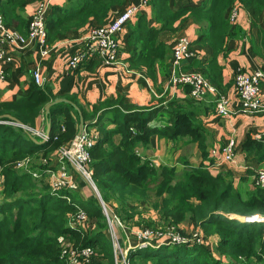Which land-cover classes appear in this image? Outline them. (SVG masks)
Returning a JSON list of instances; mask_svg holds the SVG:
<instances>
[{
    "label": "trees",
    "instance_id": "obj_1",
    "mask_svg": "<svg viewBox=\"0 0 264 264\" xmlns=\"http://www.w3.org/2000/svg\"><path fill=\"white\" fill-rule=\"evenodd\" d=\"M33 1L0 0L6 25L27 35L32 17L26 13V7ZM122 2L74 0L68 8L51 5L46 20L47 43L54 42L60 33L81 29L91 20L102 25L111 8ZM149 2L161 26H150L146 14L138 15V22L129 28L130 66L145 68L152 78L156 76L159 63L169 68L170 46L159 39L160 33L178 32L181 26L177 22L188 15L199 26L197 42L209 43L213 49V56L207 62L195 61L190 68L203 67V75L221 89L222 65L218 57L227 55L228 41L235 35L231 30L232 9L242 7L254 25L258 24L264 10V0H202L201 4L183 6L176 11L171 9L169 0ZM186 89L190 93V86ZM55 98L51 84L33 82L12 100L0 102V165L4 176L0 185V264H67L61 252L63 246L69 244L93 248L87 264H115L110 225L98 200L93 198L82 207L76 204L70 188L54 193L45 171L48 165L43 160L50 162L52 152L69 145L78 132L79 122L78 117L73 116L74 110L64 103L51 107L49 139L41 144L34 142L26 128L6 117L14 116L26 126L35 127L45 105ZM196 104L200 101L192 96L172 100L170 109L165 111L169 118L162 126L152 127L150 122L159 110L164 111V106L145 110L125 105L126 111L117 110L110 118L108 123H116L110 130L105 120L97 121L102 136L91 148L93 180L104 201H116L114 210L123 223L142 217L138 208H129V199L136 198L151 203L158 212V223L146 219L152 227L188 222L205 238L216 237L218 256L206 241L154 243L131 248L132 264H264V223L248 225L226 215L264 214V188L256 186L251 190L248 187L242 191L228 176L211 173L206 163L209 156L207 131L197 118ZM83 114L86 116L84 109ZM115 132L122 135L119 143L113 138ZM154 132L167 139L189 137L199 142L203 159L196 165L187 159L179 161L182 169L170 164L156 166L143 159L136 146L139 142L149 144ZM262 147L263 142L250 137L244 149L257 152ZM40 151V177L32 174V163L31 171L14 166L17 160ZM80 209L86 210L93 220L92 227L86 229L72 222L73 215Z\"/></svg>",
    "mask_w": 264,
    "mask_h": 264
},
{
    "label": "crops",
    "instance_id": "obj_2",
    "mask_svg": "<svg viewBox=\"0 0 264 264\" xmlns=\"http://www.w3.org/2000/svg\"><path fill=\"white\" fill-rule=\"evenodd\" d=\"M39 1L41 0H35L27 5L26 13L29 16H33ZM73 1L50 0V7L51 5H58L68 8L73 4ZM201 2L202 0H169L171 9L175 11L183 6L201 4ZM140 3L141 0H123L121 4L111 8L110 15L103 24L110 23L128 7ZM237 8L238 14L231 26L235 35L228 41L227 55L221 54L218 57V63L222 65L223 79L221 86L223 89H220L227 96L228 106L232 113L229 116L219 115L216 110V97L214 95H208L205 99L199 100L200 104H196V113L197 118L203 123L207 131L206 143L209 156L206 163L209 164L211 173L214 176H228L237 188L243 186L252 190L258 186L255 183L256 172L264 168V147L257 152H248L244 147L250 137L264 143V113L243 112L234 88V77L239 70L244 72L264 70V10L260 15L258 24L254 25L247 11L239 5ZM140 13L146 14L148 25L161 26L154 16L151 3L148 1L118 35L122 51L118 61L112 64L90 60L74 69L69 65L71 57L86 46L89 30L97 25L94 20L79 30H70L58 34L54 42L48 43L46 54L42 53V47L34 39H29L27 44L21 48H9L14 61L6 65L0 63V70L4 71V74L0 75V102L12 100L16 95L26 91L33 82L37 83L34 72L39 70L41 82L37 84H51L56 98L76 101L75 103L81 110H85L86 116L84 115V117L89 129L96 130L98 133L96 142L102 136V130L98 128L96 122L105 120L108 123L110 118H113L114 114L117 113V110L126 111L124 110L125 105H133L137 109L145 110L164 106V111L159 110L157 116L150 122L152 127L164 125L169 118L165 111L170 109V102L174 99L191 98V93L188 92L186 86L172 83L174 74L189 71V69L203 73V67H190L195 61L207 62L213 56V49L209 43L197 42L199 26L191 16L187 15L182 21L177 22L181 26L178 32L163 31L160 33L159 39L170 46V54L167 59L170 67L167 68L165 64L160 65L159 63L156 66V76L152 78L145 68H132L129 61L131 49L128 43L129 28L138 22ZM181 35L190 39L194 56L180 66H175L172 61L173 47ZM260 94L264 97V82L261 85ZM111 100H114L115 103L107 104ZM73 116L78 117L75 110ZM115 127L116 123L110 122L106 128L110 130ZM32 128L49 134L45 108L44 113L37 118L35 127ZM113 135L116 143H119L122 135L119 132H115ZM33 136L37 139V142H34L38 144L44 142L40 136ZM230 139H234L236 142L234 162L223 161L221 154L210 155L213 148L226 145ZM59 149L52 152V160L47 162L48 167L45 168L46 173L49 169L57 170L56 168L59 167ZM136 150L143 159L152 161L156 166L170 164L176 165L178 169L183 168L179 162L181 158L189 160L193 165L198 164L203 159L199 142H194L189 137L177 140L167 139L160 137L156 132L151 134L149 144L139 142ZM41 154L42 151L33 156L30 155L32 161L39 160ZM67 168L72 173L74 181L70 190L75 197L76 204L83 207L84 204L96 198L95 191L74 165L67 163ZM111 200L108 203L104 202L114 214L118 215L114 210L117 203H112ZM128 203L129 208H138L144 219H152L155 223L159 222V214L151 203L141 202L139 199H136L135 202L128 201ZM236 216L241 217V215ZM135 219L138 217L136 216ZM129 222L132 223V220ZM184 224L187 233L194 230L192 223L184 222ZM118 234L121 246L127 245L131 248L137 246L128 227L122 229L121 232L119 230Z\"/></svg>",
    "mask_w": 264,
    "mask_h": 264
},
{
    "label": "built area",
    "instance_id": "obj_3",
    "mask_svg": "<svg viewBox=\"0 0 264 264\" xmlns=\"http://www.w3.org/2000/svg\"><path fill=\"white\" fill-rule=\"evenodd\" d=\"M149 0H141L139 5H132L125 11L119 14L114 20L108 24L93 26L87 35L86 46L75 53L70 61L71 68H77L90 60H98L102 63L112 64L118 61L122 51L121 41L118 35L123 31L127 23L136 16L140 8L147 4ZM198 1V0H194ZM50 11V0H41L37 6L35 13L32 16V20L29 25V31L27 35L21 34L13 27H9L5 23L4 15L0 9V63L6 65L14 61L9 48H21L27 44L29 39L37 40L42 47V53L48 52L47 43V28L46 20ZM238 14V8H233L231 11V20H235ZM194 56L190 39L181 35L178 37L173 47V64L180 66L185 60H189ZM175 72V71H174ZM4 71L0 70V75H3ZM34 77L37 83L40 84L41 74L39 70L34 72ZM264 82V70H256L253 72H244L239 70L234 77V88L238 95L241 108L245 113H264V97L261 96V85ZM174 85L190 86L191 96L197 100H203L208 95H214L216 97V110L221 116H229L232 110L228 106V100L225 93L212 81L206 78L202 72L197 70H189L174 74L172 78ZM27 129L38 135L44 141L49 139V134L44 131L37 130L32 127L26 126ZM98 138L96 130L86 128L83 134L79 137H74L70 145H63L59 149V167L55 169H49L48 178L51 183L52 191L54 193L63 189H69L73 186V175L67 168V163H71L76 167V170L90 183L95 184L93 180V169L90 166L92 161L91 148L95 145ZM75 141V146L72 147V143ZM211 156L218 154L222 155V160L225 162H234L236 158V142L234 139H230L228 143L220 148H213L210 152ZM47 164V159L43 160ZM32 158L30 155L17 160L14 166L19 169L30 170ZM3 168L0 165V185L4 181L2 174ZM32 174L35 177H40L42 174L37 171H33ZM255 183L264 188V168L259 169L255 175ZM71 202V198L67 197ZM260 213H254L244 218L247 223L263 222L264 219L259 216ZM106 215V214H105ZM114 218L111 219L106 215L109 225L110 233L114 238L115 243V264H132L129 259V250L131 246H125L123 251L120 244L118 230L116 227L122 229L125 228L121 218L114 214ZM72 222L77 225H81L88 229L92 226V222L86 210L80 209L72 218ZM131 237L136 241V247H147V245H153L154 243L164 244H186L190 242L213 243V238H205L200 230H193L189 233L182 232L175 225H165L156 227H139L131 230ZM117 246V247H116ZM119 247V249H118ZM119 252H118V250ZM62 257L66 260L67 264H87L91 261L93 255L92 247L78 248L72 244L64 245Z\"/></svg>",
    "mask_w": 264,
    "mask_h": 264
},
{
    "label": "water",
    "instance_id": "obj_4",
    "mask_svg": "<svg viewBox=\"0 0 264 264\" xmlns=\"http://www.w3.org/2000/svg\"><path fill=\"white\" fill-rule=\"evenodd\" d=\"M60 103H64V104H67L69 105L72 109H74L78 115V122H79V125H78V132L76 134V137H79L83 134V132L85 131L86 128H88V123L87 121L85 120V117H84V114H83V111L81 110V108L75 103L73 102L72 100L70 99H67V98H55L54 100L50 101L49 103H47L45 105V116L47 118V121H48V132L50 131V127H51V120H50V116H51V107L56 105V104H60ZM7 118H9L11 120V122L17 124V125H21L23 126L24 128L27 129L26 125L23 124L18 118L14 117V116H11V115H6ZM28 130V129H27ZM29 131V130H28ZM30 132V131H29ZM48 134V133H47ZM30 137L37 142V139L33 136V134L30 132ZM75 146V141L72 143V147ZM75 167V166H74ZM76 168V167H75ZM91 186L93 187L94 191H95V196L99 202V204L101 205V207L103 208L104 212L106 215H108L111 219H113L115 216H114V213L113 211L107 207V205L105 204L104 200H103V197L98 189V187L94 184H91ZM227 216H229L230 218H239L238 216H233V214H226ZM259 216L261 218L264 219V214L260 213ZM247 216H241V221L245 222L244 218H246ZM149 246V244L147 245Z\"/></svg>",
    "mask_w": 264,
    "mask_h": 264
},
{
    "label": "rangeland",
    "instance_id": "obj_5",
    "mask_svg": "<svg viewBox=\"0 0 264 264\" xmlns=\"http://www.w3.org/2000/svg\"><path fill=\"white\" fill-rule=\"evenodd\" d=\"M180 161H182L183 160V158H181V159H179ZM39 161L38 160H33L32 161V169L35 171V172H37L36 170H39L40 169V167H39ZM38 167V169H35V168H37ZM32 170V171H33ZM94 183H95V181H94ZM95 185H96V183H95ZM97 186V185H96ZM245 188L246 187H243V186H241V187H239V189L240 190H242V191H244L245 190ZM101 193V192H100ZM0 199H1V197H0ZM129 201H133V202H135L136 201V198H130L129 199ZM111 202L113 203V202H116L114 199H112L111 200ZM104 211V210H103ZM105 213V212H104ZM237 215H241V216H244L243 214H237ZM240 219H243V218H240ZM108 220V219H107ZM138 221H141V223L139 224L138 223ZM109 222V221H108ZM254 224H262V223H260V222H258V223H248V225H254ZM162 225V224H161ZM185 226V224L183 223V224H181V225H178L177 227L182 231V232H184V233H186V231H185V228H184V226ZM124 226L127 228H129L130 229V231L132 230V229H134V228H139V227H152L148 222H147V220L146 219H144V218H138V219H134L133 221H132V223H130V222H124ZM164 226V225H163ZM120 230V232H121V230H122V228H118V227H116V230ZM194 230L196 231L197 229L194 227ZM111 234V233H110ZM118 236H119V234H118ZM213 238H214V241H213V243H211V241H210V243H209V247H211V249L214 251V254H215V256H218L219 255V250L217 249V243H216V240H215V236H212ZM208 238H211V237H208ZM111 240H112V242H113V247H114V251H115V243H114V238H111ZM121 243V242H120ZM167 244H174V243H168V242H166ZM127 246V245H126ZM117 247V246H116ZM118 249H119V247H118ZM117 249V250H118ZM122 249H123V251L126 249L125 248V245L124 246H122ZM118 252H119V250H118ZM139 264H142V263H140V262H138ZM137 263V264H138Z\"/></svg>",
    "mask_w": 264,
    "mask_h": 264
},
{
    "label": "bare ground",
    "instance_id": "obj_6",
    "mask_svg": "<svg viewBox=\"0 0 264 264\" xmlns=\"http://www.w3.org/2000/svg\"><path fill=\"white\" fill-rule=\"evenodd\" d=\"M241 218V217H240Z\"/></svg>",
    "mask_w": 264,
    "mask_h": 264
}]
</instances>
